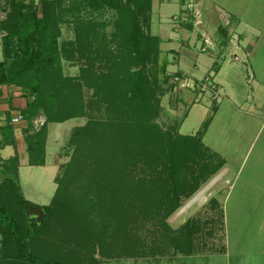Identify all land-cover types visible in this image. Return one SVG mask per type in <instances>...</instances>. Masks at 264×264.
<instances>
[{
    "label": "rangeland",
    "instance_id": "1",
    "mask_svg": "<svg viewBox=\"0 0 264 264\" xmlns=\"http://www.w3.org/2000/svg\"><path fill=\"white\" fill-rule=\"evenodd\" d=\"M7 1L0 0L3 18L10 8ZM126 1L61 0L59 11L63 20L59 44L62 72L69 84L81 86L85 113L82 117L52 123H47V117L42 113L36 123L33 122L35 131H40L47 124L46 162L45 165L33 166L26 163L27 155L20 158L21 191L27 200L39 206L49 205L55 198L54 205L61 210H57L43 231L34 234L35 239L30 238L32 249L45 260L60 259L65 264H183L185 261L186 264H208L207 256L225 250V208L222 204L229 207V213L234 215L231 222L233 239L242 238L244 248L264 249V124L260 118L256 116L254 119L251 115L256 113L264 117V107H260L264 106V34L256 46L254 58L253 49L250 50L251 67L248 70L244 64L247 57L242 55L247 51L243 50V43L241 46L242 37L235 21L241 19L246 25L264 28V0H147L151 3L150 9L145 10L149 22L143 20L144 15L140 19L145 32L160 38L159 64L167 58L166 75L158 70L159 64L150 61L145 65L125 55L115 34L120 30L121 5ZM35 4L40 6L41 0H35ZM39 16H42V11ZM88 24L96 26L89 31L88 38L93 44L86 47L79 37L85 34ZM34 46L37 48L36 43ZM194 54L204 58L193 59ZM0 56L6 59L2 48ZM258 57L255 64L253 59ZM199 65L202 67L198 68ZM143 67L146 69L142 70ZM232 67L238 70L233 71ZM135 71H141L153 86L156 78L162 81L160 88L155 89L157 106L151 117V123L158 127L156 132L165 133L168 138L172 137V141L180 135L198 139L202 146L208 147L204 162L212 164V167L219 160H209L207 154L218 153L226 160L217 172L202 181L200 190L209 187L206 200L188 206L200 190L191 198L183 197L182 206L169 217L167 225L157 227L156 219L140 215L141 207L131 211L122 225V231H127L126 242L122 232L116 241L111 224L119 217V211L114 212L113 207L117 206L114 198L120 190L111 185L103 188L107 192L102 193V187L92 181L95 176L97 178L96 174L100 177V162L104 165L111 163L113 148L98 145L95 149L97 155L86 152L79 158L91 167L79 180H68L67 191H72L68 193L71 199H65V173L73 171L70 163L76 148L73 138L78 128L89 122H100L93 136L95 142L88 140L91 137L84 140L93 147L96 143H108L107 138L111 136L106 124L114 121L111 109L118 97L114 86L116 79L113 80L112 76L119 73L126 76ZM255 74L262 81L249 80ZM211 76L217 92L209 84L205 91L198 89L200 81L205 77L210 80ZM165 77L169 80L165 81ZM226 85L236 86L242 93L239 102L234 104L238 110L231 106L234 112L226 111L225 107L230 104L225 103L221 115L212 123L217 107L219 109L228 97L227 91L222 90ZM20 90L27 98L29 90L23 87ZM248 94L250 99H253L252 95L254 99L245 103L243 98ZM127 103V109L133 113V104ZM249 117L254 121H248ZM23 143L22 140L20 144ZM119 146L122 150L116 158L112 157V163H121L122 174L128 176L130 183L152 174L154 177L164 174L165 157L169 153L166 144L163 145L164 153H158L163 155L160 159L147 158L152 166L156 164L154 168H149L141 157L135 156L130 146ZM10 151L16 153L13 146L8 145L0 154L9 158L12 155H9ZM95 160L99 162L98 166H95ZM192 165L195 166L193 161ZM4 174H0V183ZM136 194L134 190L125 188V195L130 198L129 205L139 198ZM65 200L68 211H65ZM32 216L39 224L37 216ZM30 220L28 224L33 227ZM188 221L189 230L185 227ZM162 235H183L180 242L184 243L185 249L192 250L191 255L183 254L172 244L163 243ZM154 242L163 245L161 254H153L150 250Z\"/></svg>",
    "mask_w": 264,
    "mask_h": 264
},
{
    "label": "trees",
    "instance_id": "2",
    "mask_svg": "<svg viewBox=\"0 0 264 264\" xmlns=\"http://www.w3.org/2000/svg\"><path fill=\"white\" fill-rule=\"evenodd\" d=\"M7 2L10 8L6 10V16L0 23V29L3 32L2 50L6 57L3 59L0 56V87L14 84L29 90L27 106L22 110L23 116L29 122V126L24 129L29 162L31 165H44L47 124L40 131H35L33 121L42 113L46 115L47 123L64 122L75 117H82L85 113L82 89L80 85L69 84L62 72L59 44L60 24L63 20L59 11L61 0H41L40 6L35 4V0H30L29 3L22 0H8ZM150 7L151 3L147 0H127L123 3L118 20L120 30L115 35L119 38L127 57L136 59L145 65L150 61L158 65L161 58L160 38L145 32L140 19L141 15H144L143 20L146 23L149 22V15L145 14V10L147 8L149 10ZM40 11H42V16H39ZM86 26L89 27L85 28V34L79 39L84 46L89 47L93 44L88 38L89 31L95 28L96 24ZM104 39L106 40L105 36ZM166 60L167 58H164L163 63L158 67L164 75H166ZM145 69L143 67L142 70ZM112 77L113 80L116 79L114 86L117 88L116 96L119 98H115L111 109L115 117L114 121L106 124L111 138H107L108 143L104 141L106 142L104 144H94L96 146L94 148L93 145L89 146L84 139L91 137L88 140L94 141L96 128L101 123L89 122L76 130L73 138V145L76 148L70 163L73 171L65 173V199L70 198L71 195L68 193L72 192L67 191L68 180L73 182L79 180L91 167L88 163L81 162L79 158L86 152H91L92 156L97 155L95 149L98 145L111 146L114 150L111 163L104 165L100 162V168L97 167L100 177L96 174L97 178L95 176L92 181L102 187V193L107 192L103 188L111 185L117 186L120 190L117 198H114L117 206L113 207L114 212L119 211V217L114 223L112 220L111 224H113V235H116V241L120 236L119 233L122 232L121 236L128 242L126 240L127 231H122V225L130 217L131 211L134 212L141 207L140 215H145L147 219H156L157 227L161 224L167 225L169 217L182 206V198H191L197 193L202 181L217 172L225 164V159L221 158L218 153L207 154L209 160L213 158L219 160L212 167V164L210 166L204 162L208 147L202 146L198 139L180 135L173 142L172 137L168 138L165 133L155 131L158 127L151 123V117L156 111L157 104H155L154 94L155 89L160 88V83L162 84L161 79L156 78L153 86L149 78L145 77L141 71L129 72L126 76L119 73ZM164 80L168 81L169 78L165 77ZM148 90L149 94H147ZM127 101L133 104V113L127 109ZM2 133L0 152L7 145H15L12 125L8 124L3 127ZM119 144L123 147L130 146L135 151V156L141 157L140 159L145 161L149 168H154L156 164L152 166L147 158L160 159L163 155H158V153H164L163 145L166 144L169 153H166L165 157L164 174L155 177L152 174L130 183L128 176L124 177L122 174L121 163H112V157L116 158V154L122 150ZM95 161L97 162L95 166H98L99 162ZM191 161L197 167L191 166ZM19 166L18 154L7 159L0 154V174L5 173L0 183V264H65L60 259L45 260L41 258L42 255L32 249L30 238L35 239L34 234L43 231L50 219L56 215L57 210L61 209L54 205L57 201L55 198L53 203L39 206L23 196ZM108 167L110 171L107 170ZM126 180L127 183H125ZM93 185L96 187L95 183ZM125 188L134 190L136 195H139V198L132 203L133 206L129 205L130 198L125 195ZM31 205L39 206L45 211V218L39 224L29 212ZM68 209L65 200V211ZM29 220L32 221L33 227L28 224ZM189 224L190 221L185 226L188 230L190 229ZM162 236L163 243L172 244L183 254L191 255L192 250L185 249L184 243L180 242L183 235ZM157 244L158 242H154L153 248H150L153 254L163 252V245ZM124 248L126 250V247Z\"/></svg>",
    "mask_w": 264,
    "mask_h": 264
},
{
    "label": "crops",
    "instance_id": "3",
    "mask_svg": "<svg viewBox=\"0 0 264 264\" xmlns=\"http://www.w3.org/2000/svg\"><path fill=\"white\" fill-rule=\"evenodd\" d=\"M1 10L2 9L0 6V14H2ZM2 19H3V16L1 17V15H0V23H1ZM235 21L238 25V29H240L239 33H241V37H242V39L240 40L241 46L243 43V46H244L243 50H245L247 52L249 51V56L247 55V52H244V51L242 52V55L243 56L246 55L247 61L244 64L246 67H248L247 69L250 70L251 66H250L249 61H250L251 55H252V51H250V50L253 49V58H254L255 49H256V46H258V44L260 42L259 39L264 34V28H262L261 26L254 27L250 24L246 25L242 22L241 19H238V20L235 19ZM255 35H257V37H255ZM2 36H3V32L0 29V50L2 48ZM241 49H242V47H241ZM261 53H262V51H261ZM261 53H260L259 57H261ZM195 57H197V60H199L200 58L201 59L204 58L203 55L199 56L197 54H194V57L192 56L193 59ZM259 57L255 60L253 59V62L255 64L258 63ZM200 67H202V66L199 65L198 68H200ZM201 70H203V68ZM232 70L234 71V70H238V69H236L235 67H232ZM254 79H259L258 80L259 82L262 81L261 78H259V76H257L256 74L253 75V79H252V77H251V79L249 78V80H254ZM220 84H222V82H220ZM227 89H229V91ZM0 90H1V92H0V141L3 138L2 128L6 127L8 124L12 125L14 135H15V145H11V146H13L14 151L16 153L13 154V151H10L9 155L12 154L11 155V157H12V156L18 154L19 159L21 157H23V159H24L25 158L24 154H25V155H27V159H25L26 163L30 164L29 156H28L29 153L27 150V142L25 141V134H24V129H26L29 126V122L22 114V110L24 108H26V106H27V98L23 97V92L20 90V87L14 85V84L2 85L0 87ZM222 90L224 92L227 91L225 93L228 95V97H227L226 101L221 104L219 109L217 107V114L214 116L212 123H214L215 119L221 115V110H222L221 108H222V106L225 107V105H223V104H225V103L230 104V106L227 105L225 107V109H227L226 111H230V113L234 112V111H232V108L234 110L235 109L238 110L235 107V105H236L235 102H237V103L239 102L238 98H241V94H242L241 91L236 86L230 87L229 85H226V87L223 86ZM250 98H251V96L248 94L247 98H243V102L248 103V102L253 101L254 96L252 95L253 99H250ZM231 106H232V108H231ZM260 107H264V106L261 105ZM21 115H22V117H20ZM251 115L254 117V119H256L255 118L256 116L258 118H260L259 120L262 121V125L264 124V120H263L264 117H262L258 114L256 115V113H254V114L252 113ZM38 117H36L34 119V121H33L34 123H36V120ZM249 118H248V121H254L251 118L249 120ZM212 123H211V125H212ZM249 124H250V122L247 125H249ZM211 125H210V127H211ZM22 140L24 141V143L21 145L20 143L22 142ZM7 146H5L4 148H6ZM17 146H18V148H17ZM7 158L8 157H6L4 159H7ZM23 162L25 163V161H23ZM20 164H21V162H20ZM33 166H41V165H33ZM19 170H20V166H19ZM19 179H20V177H19ZM20 185H21V182H20ZM222 205L225 208V215L223 217L224 218L223 224H224V228H225V250L221 251L219 253H213L212 256H207L206 257L207 263L208 264H264V249L263 248H260V251H256L252 248H249L248 246L244 248L243 247L244 244H242L243 241H241L242 238L237 237V239H235L236 238L235 237L233 239L234 232H233V229H231V226H232L231 222L234 219V215L232 216V214L229 213V210H228L229 207H227L225 204H222ZM236 219L237 218L235 217V221H236ZM180 262L183 263L182 259L180 260ZM186 262L187 261H185L183 264H186Z\"/></svg>",
    "mask_w": 264,
    "mask_h": 264
},
{
    "label": "built area",
    "instance_id": "4",
    "mask_svg": "<svg viewBox=\"0 0 264 264\" xmlns=\"http://www.w3.org/2000/svg\"><path fill=\"white\" fill-rule=\"evenodd\" d=\"M214 81L213 77L211 76V79L209 80V77H205L202 81H200L199 85H198V89H200L201 91H205V89L208 88V84L210 86V88L213 89L214 92H217V85L215 82H212ZM22 117V115L20 116Z\"/></svg>",
    "mask_w": 264,
    "mask_h": 264
},
{
    "label": "water",
    "instance_id": "5",
    "mask_svg": "<svg viewBox=\"0 0 264 264\" xmlns=\"http://www.w3.org/2000/svg\"><path fill=\"white\" fill-rule=\"evenodd\" d=\"M29 212L37 216L38 222H42L45 218V211L43 208L39 206H34V205L29 206Z\"/></svg>",
    "mask_w": 264,
    "mask_h": 264
},
{
    "label": "bare ground",
    "instance_id": "6",
    "mask_svg": "<svg viewBox=\"0 0 264 264\" xmlns=\"http://www.w3.org/2000/svg\"><path fill=\"white\" fill-rule=\"evenodd\" d=\"M208 186L202 190L199 191L198 194H196L189 202L188 206L196 203V202H201V201H205L206 200V192L208 190Z\"/></svg>",
    "mask_w": 264,
    "mask_h": 264
}]
</instances>
